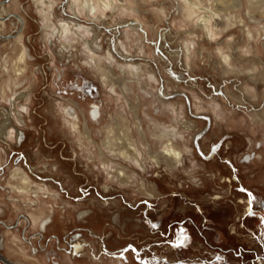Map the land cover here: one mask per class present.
I'll return each mask as SVG.
<instances>
[{
	"label": "rangeland",
	"instance_id": "1",
	"mask_svg": "<svg viewBox=\"0 0 264 264\" xmlns=\"http://www.w3.org/2000/svg\"><path fill=\"white\" fill-rule=\"evenodd\" d=\"M34 1L7 4L27 27L21 38L0 39V138L14 128L23 138L4 139L0 149L9 166L20 149L55 177L54 188L32 180L50 190L43 199L55 203V223L44 248L28 246L16 262L264 264V223L247 218L250 200L238 189L262 208L264 0H192L203 7L194 14L185 0H53L54 27L71 25L63 36L44 30ZM16 28L8 19L0 34ZM74 101L77 129L64 113ZM94 103L102 104L99 123L88 114ZM120 124L137 154H122ZM170 146L185 150L181 163L165 158ZM0 181L12 186L4 193L33 197L10 168ZM177 222L188 229L180 248L162 240L167 229L175 242ZM73 242L84 251L71 252Z\"/></svg>",
	"mask_w": 264,
	"mask_h": 264
},
{
	"label": "crops",
	"instance_id": "2",
	"mask_svg": "<svg viewBox=\"0 0 264 264\" xmlns=\"http://www.w3.org/2000/svg\"><path fill=\"white\" fill-rule=\"evenodd\" d=\"M24 70L19 68L18 72H24ZM7 135L8 132H5V138L9 137ZM33 181L32 184H35V189L30 191L33 196L31 199L21 197L23 194H8L9 189L12 190V186L8 183L7 185L3 184L0 181V250L4 251L6 257L15 259V262L26 259L22 255L27 254L28 246L31 247L34 254L37 253L34 246L44 248L41 243L45 236L44 232L55 223V210L52 214H46L43 211V205L47 206L49 204L51 207L52 205L55 206V203H44L43 197L46 196L42 195L41 191L37 189L38 184ZM24 183V189L28 190L27 182L24 181ZM5 189L8 193L3 192ZM29 207H31V210L28 209ZM45 214L46 216L52 215V218L45 228H42L41 225L42 223L44 224ZM53 238H55V234L49 237L50 240Z\"/></svg>",
	"mask_w": 264,
	"mask_h": 264
},
{
	"label": "flooded vegetation",
	"instance_id": "3",
	"mask_svg": "<svg viewBox=\"0 0 264 264\" xmlns=\"http://www.w3.org/2000/svg\"><path fill=\"white\" fill-rule=\"evenodd\" d=\"M11 0H9L8 2H6V3H4V5H7V4H10L9 2H10ZM2 1H0V7H2V6H4L3 5V3H1ZM38 9V8H37ZM52 9H53V6H52ZM39 11V10H38ZM52 12V11H51ZM12 14H13V12H11ZM11 13H9V14H11ZM39 13H40V11H39ZM14 14H18L19 16H21L22 18H24V28H23V34H24V31H25V29H26V27H27V18H26V16L24 15V14H22V13H14ZM6 15H8V13H6V14H4V16H2V17H5ZM40 15H41V13H40ZM68 15V14H67ZM19 16H11V17H14V18H18ZM1 17V16H0ZM10 17V18H11ZM20 17V18H21ZM50 17H51V15H50ZM9 18V19H10ZM41 19H42V15H41ZM1 21H2V19H0ZM8 20V19H7ZM7 20H3L5 23L4 24H2V25H6V22H7ZM19 19H17V21H18ZM52 21V20H51ZM51 28H53V30L55 31V33H58V35H60V36H63L64 35V33L62 32V26H61V24L60 25H58V29H57V27H54V25L51 27ZM17 30H16V32H14L13 34H15V37L17 36V34L18 33H20V27H18V28H16ZM22 30V29H21ZM45 30V29H44ZM25 51H26V54H27V49L25 48ZM25 54V55H26ZM24 55V56H25ZM23 56V57H24ZM28 56V55H27ZM25 58V57H24ZM23 58V59H24ZM165 86L163 85V87H161V89H160V95L161 96H163V97H166L167 95H165ZM95 102H100V100L98 101H95ZM74 103H75V106H73V105H66V106H64V113L66 114V115H68V118H66L67 120H68V122H69V124L73 127V129H77L78 127H79V122H80V120H81V118H80V114H79V109H81V106H80V104L78 103V101H74ZM101 103V102H100ZM102 104H97V103H94V104H90V107L91 108H89V111H88V114L91 116V118H92V120L93 121H96L97 123H99L100 122V120H101V118H102V112H101V106ZM25 108V107H24ZM92 108H93V110H92ZM20 122H22V121H20ZM22 123H24V122H22ZM121 125V124H120ZM86 129H89V128H86ZM108 129V128H107ZM8 135L7 136H9L8 138L6 137V138H4V139H9L10 137H15V138H17L19 135H18V133H17V130L14 128V129H9L8 131ZM23 136V134L21 133L20 134V136H19V140H22V137ZM4 139L3 140H1V138H0V143H1V141H4ZM2 145V144H1ZM14 149H12L11 151H13ZM4 151H5V148H2L1 147V149H0V171H1V173H3V172H5V169H6V167L7 168H10V177L11 178H13V179H17V177H13L12 176V172H14V171H16L17 169H21L22 170V174L24 175V177H22V178H26L27 180H29V182H27V185H28V191L29 190H32V189H35V187H32L29 183L30 182H32V180H34L35 179V181H37V182H39V183H42V184H46V185H50V186H52L53 188H54V183H55V177H53V176H51V177H48L47 175H43V174H40L39 172H44L45 170L44 169H39L38 170V166H37V164L35 165L34 163H33V161H31L32 160V157H29L23 150H20V149H15L14 151H13V155L14 154H19L18 156H17V163H16V165H13V166H9L8 165V163H9V161H8V159H6L4 162H3V153H4ZM9 155H10V153H9ZM8 155V156H9ZM154 161H155V159H154ZM155 163L157 164H159V162H156L155 161ZM46 166V165H45ZM47 167V166H46ZM45 167V168H46ZM33 176H35L36 178H33ZM0 177H1V174H0ZM236 179V178H235ZM237 180V179H236ZM61 185H63L62 183H61ZM41 187V186H40ZM40 187H37V189L39 190L40 189ZM63 188H64V186H62ZM41 188H43V187H41ZM27 191V190H26ZM41 191V190H40ZM41 193H42V195L43 196H47L48 194H50V190L49 189H47L46 188V190L43 192V190L41 191ZM54 195H59V193H57V194H55L54 193ZM255 195V194H254ZM248 199V198H247ZM249 200H250V204H248V206H247V210L248 211H251V209H252V203H253V200L251 199V198H249ZM254 204H255V211H256V216L257 217H260V216H264V203L262 204V208L261 209H258L257 207H258V205H257V203H256V201L254 202ZM250 205V206H249ZM52 207V209H50V211H53V213H54V210H55V206L54 205H52L51 206ZM51 220V217H49V219L47 220L46 219V222H45V219H44V224L45 225H47L48 223H49V221ZM264 223V222H263ZM46 232V231H45ZM76 245V247L75 248H71L70 247V250H71V252H74V253H76V251H77V249H79V248H83L84 249V247H85V244H82V243H76L75 244Z\"/></svg>",
	"mask_w": 264,
	"mask_h": 264
},
{
	"label": "bare ground",
	"instance_id": "4",
	"mask_svg": "<svg viewBox=\"0 0 264 264\" xmlns=\"http://www.w3.org/2000/svg\"><path fill=\"white\" fill-rule=\"evenodd\" d=\"M13 1H15V0H13ZM219 1H221V0H218V2ZM263 1V0H262ZM10 2H12V0L10 1ZM9 2V3H10ZM185 2H186V5H187V7H189L190 8V11L194 14V13H196V12H199V9H201V8H203L202 6H200V5H198L196 2H194V1H192V0H185ZM34 3H35V5H36V7L38 8V10L40 11V13H41V15L43 16V21H44V29H47V28H51L52 26H53V24H52V21H51V18H50V13H51V11H52V6L54 5V1L53 0H35L34 1ZM75 3V2H74ZM114 3V2H113ZM3 5H4V3H3ZM86 5H87V7L88 8H90V9H92L93 8V5L92 4H90V3H88V2H86ZM206 9V8H205ZM207 10V9H206ZM209 10V9H208ZM78 11V10H77ZM9 11H8V9H7V5H4V6H2V7H0V19H2V21L0 20V24H4L5 22L3 21V17L2 16H4V14H6V13H8ZM46 13V14H45ZM9 14V13H8ZM214 14L215 15H217V13H215L214 12ZM19 16V15H18ZM21 16H19L18 18H14V17H11L10 18V20H13L14 21V25H16V27L18 28V27H20V33H18L17 34V38H21L22 36H23V28H24V18H20ZM17 19H19L18 21H17ZM211 21V16H210V14H208V13H206L205 15H203L202 16V23H203V25H208V23ZM61 26H62V32L64 33V34H66L67 32H70L71 31V25H70V23H68L67 21L66 22H63V23H61ZM22 29V30H21ZM89 43H90V41H89ZM92 46V45H91ZM26 54V51H25V47H23V56ZM94 54V53H93ZM23 56H21V60L24 58ZM227 59V58H226ZM96 60V59H95ZM91 61V60H90ZM93 61V60H92ZM92 61H91V63H92ZM228 61V60H227ZM94 63V62H93ZM98 68V67H97ZM101 68V67H100ZM100 70V69H99ZM101 71H102V68H101ZM108 77V76H107ZM27 107H25V109H26ZM174 110H175V108H174ZM179 114V113H178ZM19 116H20V121H22V122H24V120H23V118H22V115L20 114V112H19ZM18 116V117H19ZM113 124V123H112ZM115 125V124H114ZM115 127V126H114ZM118 127V126H117ZM188 127V126H187ZM189 128V127H188ZM117 129V128H116ZM118 129H119V131H118V133H117V136H119V141H118V143H119V146H120V148H122V154L124 155V156H127V157H129L130 155L129 154H131L130 153V149L131 150H133L134 151V153L135 154H137L136 152V150H137V148L133 145V143H132V141H131V139L127 136V133H126V131H124L123 129H122V127H121V125L118 127ZM116 131V130H115ZM117 132V131H116ZM181 136V135H180ZM112 138H113V136H112ZM116 138V137H115ZM110 143H114L113 141H109ZM108 142V143H109ZM116 143V142H115ZM171 146H173L172 144H171ZM169 147L168 148V150H166L165 151V154H164V156H165V158H167V159H170V160H172V161H176V163H181L182 162V160H183V158H184V155H185V150L183 149V148H176V149H173L172 147ZM130 149H129V148ZM119 148V149H120ZM114 150V149H113ZM132 155V154H131ZM139 157H141L140 155H138ZM253 155L251 154V155H248L247 154V156H245V157H248V159L246 160V159H244V160H246V161H248L249 159H251V157H252ZM135 157V156H134ZM155 161L156 162H158V160H156L155 159ZM141 162V161H140ZM23 174H22V170L21 169H17L16 171H14V172H12V176L13 177H21ZM24 179V181L25 182H28L29 180H27L26 178H23ZM39 190H43V192L46 190L44 187L43 188H41L40 187V189ZM49 218H47V220H48ZM45 222H46V219H45ZM84 251V249L82 248H79V249H77V251L76 252H78V251Z\"/></svg>",
	"mask_w": 264,
	"mask_h": 264
},
{
	"label": "snow or ice",
	"instance_id": "5",
	"mask_svg": "<svg viewBox=\"0 0 264 264\" xmlns=\"http://www.w3.org/2000/svg\"><path fill=\"white\" fill-rule=\"evenodd\" d=\"M245 159L247 160L248 157H245ZM238 189H239V193L240 194H243L247 198H251L253 200L251 211H247V218L250 219V220H257V221H260V222H264V216H260V217L256 216L255 204H254V202L256 201V196L254 195V193H252L246 187L245 188H241V187L238 186ZM144 205H145V207H148L149 203L145 202ZM148 223L151 225V228H153V229H158V228L161 227V225H159L157 223H154L152 221V219H150L148 221ZM171 229H172V235H173V238H174L175 242L173 243V240L168 239V231H167V229H165V231L162 234L163 242L167 243L169 245H172L174 247H177V248H180V247L184 246V244L186 242V239H187V235H188L187 227L186 226H181V224L179 222H177V223L171 225ZM70 247L71 248H75L76 247L75 243L74 242L71 243ZM137 251H139V249H137ZM129 253H131V249H129ZM133 259L135 260V257ZM217 259H221V257L218 256Z\"/></svg>",
	"mask_w": 264,
	"mask_h": 264
},
{
	"label": "water",
	"instance_id": "6",
	"mask_svg": "<svg viewBox=\"0 0 264 264\" xmlns=\"http://www.w3.org/2000/svg\"><path fill=\"white\" fill-rule=\"evenodd\" d=\"M9 0H2L1 3H6L8 2ZM11 16H18V14H8L6 15L5 17H3V20H7L9 19ZM15 37V34L13 33H8V34H0V39H9V38H13ZM121 57V56H120ZM123 58V57H121ZM124 59V58H123ZM209 157V156H208ZM0 260H3L4 262H6L7 264H23V263H20V262H13L7 258H5L1 253H0Z\"/></svg>",
	"mask_w": 264,
	"mask_h": 264
}]
</instances>
